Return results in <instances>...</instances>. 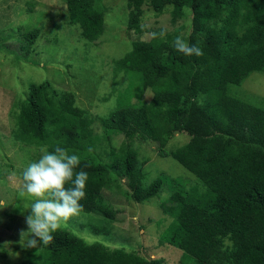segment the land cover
<instances>
[{"label": "trees", "instance_id": "16d2710c", "mask_svg": "<svg viewBox=\"0 0 264 264\" xmlns=\"http://www.w3.org/2000/svg\"><path fill=\"white\" fill-rule=\"evenodd\" d=\"M102 1L66 0L70 25L89 42L105 31ZM127 6V28L136 34L150 32L142 25L145 6L158 15L172 6L173 23L189 8L192 28L185 40L203 55L176 51L172 35L135 41L130 52L114 61L113 71L115 77L123 73L132 84L138 82L139 92L132 93L131 86L128 101L105 117L81 108L75 93L58 91L49 81L30 84L13 108L14 141L49 151L59 144L80 157L77 171L89 175L81 212L104 218L96 232L108 234L115 217L104 191L120 189L126 178L136 202L168 192L160 207L173 220L161 240L183 252V264H264V110L221 88L227 78L238 83L249 71L264 72V0H127ZM39 33L27 34L30 45ZM181 75L189 79L186 91L179 86ZM146 89L153 93L150 106L162 104L171 90L199 102L203 120L216 135L173 152L160 150L162 157L172 156L198 177L200 183L191 189L167 175L144 186V163L134 144L157 142L158 137L148 109L133 104L130 95L141 98ZM114 135L125 139L119 147L112 142ZM53 237L49 245L41 241L22 264H161L87 243L66 229L59 228Z\"/></svg>", "mask_w": 264, "mask_h": 264}, {"label": "rangeland", "instance_id": "374dc122", "mask_svg": "<svg viewBox=\"0 0 264 264\" xmlns=\"http://www.w3.org/2000/svg\"><path fill=\"white\" fill-rule=\"evenodd\" d=\"M105 31L95 42L83 38L76 26H71L66 11V0H0V264H22L38 251L27 247L29 231L24 209L30 200L21 197L22 172L38 160L41 147L28 146L14 141L12 130L16 125L13 108L23 99L30 84L49 81L58 91L76 94L77 104L93 115L108 116L128 101V90L138 94V82L123 73L115 77L114 61L132 50L135 41H151L152 32L165 31L167 36L183 34L186 39L192 28V12L185 8L184 18L173 23L172 6L162 15L145 6L142 25L150 32L136 34L127 28L129 9L127 0H103ZM35 29L40 33L30 45L27 34ZM242 76V75H240ZM181 75L179 86L188 87V76ZM229 78L221 88L231 97L264 110V72L249 71L240 82ZM132 84V85H131ZM141 92V91H140ZM133 104L144 105L156 130L157 142L135 141L138 158L142 161L144 186L147 187L161 175L182 180L187 189L199 184L198 177L185 169L172 156L162 157L160 150L173 152L188 144H199L214 138L213 131L203 120L199 102L192 101L180 92H166L164 102L150 106L153 93L143 91L141 98L130 95ZM98 135L103 132L96 127ZM122 135L112 136L119 147ZM13 173L15 175H13ZM121 188L105 190L104 196L115 211L109 233L96 232L103 217L80 212L60 228L74 232L87 243H101L110 249H124L161 264H183V252L165 242L162 237L172 218L160 205L168 198L162 191L148 202H136L126 178ZM188 264H194L188 262Z\"/></svg>", "mask_w": 264, "mask_h": 264}, {"label": "clouds", "instance_id": "9594fccd", "mask_svg": "<svg viewBox=\"0 0 264 264\" xmlns=\"http://www.w3.org/2000/svg\"><path fill=\"white\" fill-rule=\"evenodd\" d=\"M165 31L152 32V38H163ZM176 51L186 56H202V49L196 44H189L183 34L174 39ZM38 160L30 162L22 172L21 197H27L31 202L24 209L30 212L25 217L29 231L21 235L29 237L27 247L37 248V239L44 246L53 242V233L62 224L76 217L82 211L81 201L86 196L89 175L79 170L80 157L70 150L59 146L49 151L48 147L40 149ZM13 175H15L13 173Z\"/></svg>", "mask_w": 264, "mask_h": 264}]
</instances>
